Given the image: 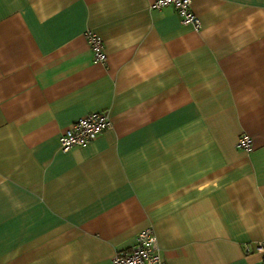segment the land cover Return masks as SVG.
Instances as JSON below:
<instances>
[{
	"label": "crops",
	"instance_id": "0c3cea01",
	"mask_svg": "<svg viewBox=\"0 0 264 264\" xmlns=\"http://www.w3.org/2000/svg\"><path fill=\"white\" fill-rule=\"evenodd\" d=\"M156 1L0 0V264H112L146 228L167 264H262L264 0H193L199 30Z\"/></svg>",
	"mask_w": 264,
	"mask_h": 264
},
{
	"label": "built area",
	"instance_id": "2783aa9c",
	"mask_svg": "<svg viewBox=\"0 0 264 264\" xmlns=\"http://www.w3.org/2000/svg\"><path fill=\"white\" fill-rule=\"evenodd\" d=\"M193 0H157L152 9L161 11L172 7L177 12L183 26L201 29L200 19L192 11ZM87 41L92 50L95 62L104 64L107 55L104 51V44L100 37L92 32H87ZM112 127L110 116L107 112H93L88 114L69 126L59 139L60 150L69 152L75 147H84L93 143L100 135ZM237 149L244 152H251L253 149L252 139L248 134H241ZM255 250L262 255L264 264V244H257ZM246 253L252 250L247 246ZM112 264H167L161 256L158 239L152 228H146L136 238V243L129 249L117 252L112 258Z\"/></svg>",
	"mask_w": 264,
	"mask_h": 264
}]
</instances>
